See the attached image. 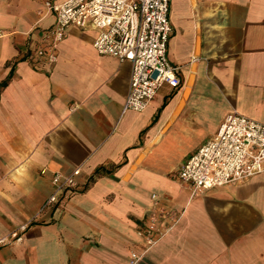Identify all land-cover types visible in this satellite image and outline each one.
<instances>
[{
	"label": "crops",
	"instance_id": "1",
	"mask_svg": "<svg viewBox=\"0 0 264 264\" xmlns=\"http://www.w3.org/2000/svg\"><path fill=\"white\" fill-rule=\"evenodd\" d=\"M177 68L141 110H122L130 62L69 25L51 65L33 64L54 13L0 0V236L52 191L51 173L89 174L60 207L0 245V264H264V170L193 194L171 176L236 110L264 122V0H170ZM154 195V196H153ZM166 211L148 245L138 233Z\"/></svg>",
	"mask_w": 264,
	"mask_h": 264
},
{
	"label": "built area",
	"instance_id": "2",
	"mask_svg": "<svg viewBox=\"0 0 264 264\" xmlns=\"http://www.w3.org/2000/svg\"><path fill=\"white\" fill-rule=\"evenodd\" d=\"M54 13L51 28L42 32L43 43L33 54V64L44 67L57 59V44L71 24L96 31L93 47L130 62L128 91L122 110H143L164 82L175 83L176 66L166 53L172 28L168 17L170 0H44ZM264 170V122L236 110L228 112L215 134L202 142L171 176L188 184L193 194L225 183L240 181ZM89 178L80 165L69 172L51 173L52 191L23 222L0 236V245L21 241L25 230L57 210L68 189ZM154 196V195H153ZM166 214L162 208L150 213L138 230L148 245L163 233L157 223ZM139 257L130 252V263Z\"/></svg>",
	"mask_w": 264,
	"mask_h": 264
}]
</instances>
